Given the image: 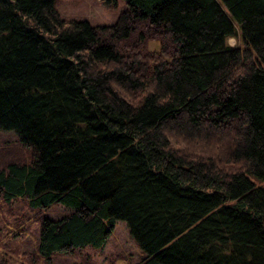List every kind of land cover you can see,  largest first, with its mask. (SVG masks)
I'll return each mask as SVG.
<instances>
[{"label":"trees","instance_id":"1","mask_svg":"<svg viewBox=\"0 0 264 264\" xmlns=\"http://www.w3.org/2000/svg\"><path fill=\"white\" fill-rule=\"evenodd\" d=\"M121 1L90 24L0 0V132L29 153L1 151L0 201L68 208L29 257L123 221L135 264H264V0Z\"/></svg>","mask_w":264,"mask_h":264},{"label":"rangeland","instance_id":"2","mask_svg":"<svg viewBox=\"0 0 264 264\" xmlns=\"http://www.w3.org/2000/svg\"><path fill=\"white\" fill-rule=\"evenodd\" d=\"M54 7L65 19L110 24L124 3L121 0H54ZM234 26L238 33V26ZM237 39V35L229 37L227 43L234 47ZM147 48L156 49V41H149ZM15 141L12 134L0 132V153L7 149L13 157L27 158L29 153L19 149ZM67 211L68 208L58 203L36 210L28 208L19 198L10 203L0 201V264H135L144 256L130 238L125 223L116 221L105 244L100 248L84 247L67 254H54L48 260L37 257L32 262L29 254L35 251L40 217L55 219Z\"/></svg>","mask_w":264,"mask_h":264}]
</instances>
